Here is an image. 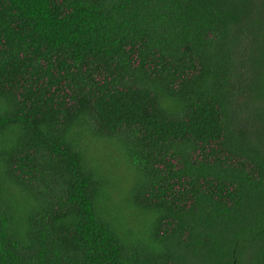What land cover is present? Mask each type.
I'll use <instances>...</instances> for the list:
<instances>
[{
	"label": "trees",
	"instance_id": "trees-1",
	"mask_svg": "<svg viewBox=\"0 0 264 264\" xmlns=\"http://www.w3.org/2000/svg\"><path fill=\"white\" fill-rule=\"evenodd\" d=\"M0 264H264V0H0Z\"/></svg>",
	"mask_w": 264,
	"mask_h": 264
},
{
	"label": "rangeland",
	"instance_id": "rangeland-1",
	"mask_svg": "<svg viewBox=\"0 0 264 264\" xmlns=\"http://www.w3.org/2000/svg\"><path fill=\"white\" fill-rule=\"evenodd\" d=\"M100 149L98 151H92L91 154L97 159L107 162L109 159L114 160L117 156L116 145H114L113 140H103L98 144Z\"/></svg>",
	"mask_w": 264,
	"mask_h": 264
}]
</instances>
